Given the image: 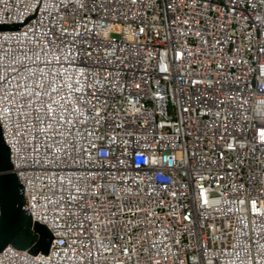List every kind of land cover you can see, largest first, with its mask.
Returning a JSON list of instances; mask_svg holds the SVG:
<instances>
[{"label":"built area","instance_id":"2783aa9c","mask_svg":"<svg viewBox=\"0 0 264 264\" xmlns=\"http://www.w3.org/2000/svg\"><path fill=\"white\" fill-rule=\"evenodd\" d=\"M36 8L0 30V125L53 240L0 264H264V0H0V23Z\"/></svg>","mask_w":264,"mask_h":264},{"label":"water","instance_id":"95a60500","mask_svg":"<svg viewBox=\"0 0 264 264\" xmlns=\"http://www.w3.org/2000/svg\"><path fill=\"white\" fill-rule=\"evenodd\" d=\"M36 13L37 8L34 14H29L23 22L0 23V30L21 29V26L25 25L28 20L35 17ZM0 164L6 165L5 167L0 168V174L12 177L15 182L14 195L11 198H5V200L0 203V252L8 245L12 244L20 233L23 232V234L27 236L31 228H33L34 233L38 235V240L32 253L34 255H37L38 253L48 254L53 236L45 225L39 222H33L32 220L25 193L11 165L10 150L3 139L1 127Z\"/></svg>","mask_w":264,"mask_h":264},{"label":"snow or ice","instance_id":"6c2138e0","mask_svg":"<svg viewBox=\"0 0 264 264\" xmlns=\"http://www.w3.org/2000/svg\"><path fill=\"white\" fill-rule=\"evenodd\" d=\"M6 165L0 164V168ZM14 180L12 177L0 174V203H2L5 198H11L14 195Z\"/></svg>","mask_w":264,"mask_h":264},{"label":"trees","instance_id":"16d2710c","mask_svg":"<svg viewBox=\"0 0 264 264\" xmlns=\"http://www.w3.org/2000/svg\"><path fill=\"white\" fill-rule=\"evenodd\" d=\"M37 240L38 236L34 232L30 231L27 236H25L22 232L15 238V240L12 242V245L17 249L26 250L30 248L31 245Z\"/></svg>","mask_w":264,"mask_h":264},{"label":"clouds","instance_id":"9594fccd","mask_svg":"<svg viewBox=\"0 0 264 264\" xmlns=\"http://www.w3.org/2000/svg\"><path fill=\"white\" fill-rule=\"evenodd\" d=\"M2 24V23H1ZM0 127H1V125H0ZM1 129H2V127H1ZM3 134V133H2ZM6 144V143H5ZM11 162V161H10ZM12 165V164H11ZM16 175V174H15ZM19 180V179H18ZM33 220V219H32ZM33 222H38V221H33ZM40 223V222H39ZM41 224H43V223H41ZM44 225V224H43ZM46 226V225H45ZM47 227V226H46ZM48 228V227H47ZM30 231H32V232H34L33 231V228H31V230ZM50 231V230H49ZM51 232V231H50ZM52 234V233H51ZM37 235V234H36ZM38 236V235H37ZM53 236V235H52ZM37 242V241H36ZM36 242H35V244H36ZM10 245H12V244H10ZM17 249V248H16ZM29 249V248H28ZM34 249V248H33ZM20 250V249H19ZM27 250V249H26ZM39 254V253H38ZM43 254V253H42ZM47 255V254H46Z\"/></svg>","mask_w":264,"mask_h":264},{"label":"bare ground","instance_id":"6f19581e","mask_svg":"<svg viewBox=\"0 0 264 264\" xmlns=\"http://www.w3.org/2000/svg\"><path fill=\"white\" fill-rule=\"evenodd\" d=\"M80 112V111H79Z\"/></svg>","mask_w":264,"mask_h":264}]
</instances>
